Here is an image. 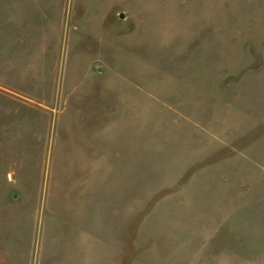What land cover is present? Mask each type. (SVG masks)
Returning <instances> with one entry per match:
<instances>
[{
	"label": "rangeland",
	"instance_id": "rangeland-1",
	"mask_svg": "<svg viewBox=\"0 0 264 264\" xmlns=\"http://www.w3.org/2000/svg\"><path fill=\"white\" fill-rule=\"evenodd\" d=\"M0 264H264V0H0Z\"/></svg>",
	"mask_w": 264,
	"mask_h": 264
}]
</instances>
